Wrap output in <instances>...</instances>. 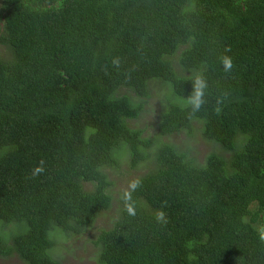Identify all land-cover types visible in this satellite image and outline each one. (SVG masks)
<instances>
[{"label": "trees", "instance_id": "1", "mask_svg": "<svg viewBox=\"0 0 264 264\" xmlns=\"http://www.w3.org/2000/svg\"><path fill=\"white\" fill-rule=\"evenodd\" d=\"M0 46V258L61 264L57 240L111 210L125 157L146 169L136 215L117 199L100 264H264V0H0ZM154 85L158 118L133 127ZM197 132L216 146L203 160L170 141Z\"/></svg>", "mask_w": 264, "mask_h": 264}, {"label": "rangeland", "instance_id": "2", "mask_svg": "<svg viewBox=\"0 0 264 264\" xmlns=\"http://www.w3.org/2000/svg\"><path fill=\"white\" fill-rule=\"evenodd\" d=\"M7 50L0 46V55H5ZM154 93H155V100H153L147 108V112L142 115L141 118L132 122L133 127H142L144 122L151 121L152 116H157L158 118V111L162 108L161 103L157 100L158 95L163 94V90L156 92V86L154 85ZM157 96V97H156ZM156 135L155 130H152V133L148 135V137L152 138V140ZM196 140L192 141L187 139L184 134H179L171 138V143L177 147L184 146L185 144H190L194 147L195 152L197 153L198 157L203 160L209 153H211L216 146L213 145L211 142L205 141L201 138L200 132L196 134ZM110 180L114 182L113 187V194L115 198L114 206L111 208L110 211L105 213L101 216L95 226L88 230L87 233L73 238H68L65 235L61 234L59 239L57 240L56 248L51 251L52 257L57 259L61 262V264H100L98 262L99 253L98 247L95 246V241L97 239L98 234L101 232L102 229L108 228L112 221L117 216V199H119L125 190H129V184L133 181L138 179L140 176L146 172L145 164H141L135 170H129V163L125 157L121 159V166L118 170H108ZM14 224H11L9 227L5 228V231H10L7 236V243L11 244V237L12 235L18 232V228ZM57 232V231H56ZM53 237V233L50 234ZM54 253V255H53ZM0 264H24L22 263L17 257L11 258H0Z\"/></svg>", "mask_w": 264, "mask_h": 264}, {"label": "clouds", "instance_id": "3", "mask_svg": "<svg viewBox=\"0 0 264 264\" xmlns=\"http://www.w3.org/2000/svg\"><path fill=\"white\" fill-rule=\"evenodd\" d=\"M230 51V49H225V52ZM221 64L225 72H230L233 68V60L229 55H222L220 57ZM117 66L119 65V59H115L113 61ZM192 83V91L190 95L187 97V106L190 108V112L188 113L189 118L193 117L198 111H200L202 105L205 103V91L208 88V82L203 73H195L194 78L191 80ZM222 101L218 100L217 104L219 105ZM217 114H219L222 109L221 107H217L215 109ZM43 161L40 162V165L33 169V176L39 175L44 171ZM141 181L133 180L129 184L130 190H125L121 196V199L124 202V208L128 215L135 216L136 215V207L135 202L132 200V192H134L138 187H140ZM156 220L159 223H167L166 215L163 211H157ZM258 237L261 242H264V226L257 229Z\"/></svg>", "mask_w": 264, "mask_h": 264}]
</instances>
